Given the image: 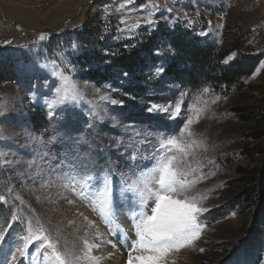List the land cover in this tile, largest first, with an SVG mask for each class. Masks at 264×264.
Listing matches in <instances>:
<instances>
[{
	"label": "rangeland",
	"instance_id": "obj_1",
	"mask_svg": "<svg viewBox=\"0 0 264 264\" xmlns=\"http://www.w3.org/2000/svg\"><path fill=\"white\" fill-rule=\"evenodd\" d=\"M172 37L213 50L226 70L236 61L250 70L230 88L183 83L169 74L178 55ZM130 56L133 73L116 61ZM62 77L75 90L50 108ZM178 101L174 119L149 110ZM197 109L199 146L190 158L197 171L189 179L200 182L190 194L202 200L205 227L191 247L169 255V264L221 263L250 226L261 228V205H225L244 191L246 175L264 171V0H0V203L10 208L0 207V217L10 212L23 231L8 248L0 241V264H13L12 255L14 264H52L49 249L37 253L39 241L29 244L37 254L16 253L41 226L72 264H85L84 240L101 244L92 255L109 247L127 264L128 235L112 234L92 210L95 187L81 198L82 184L65 187L68 177L109 174L114 197L121 196L123 182L154 163L159 138L178 134ZM123 209L127 216L126 203ZM125 221L133 225L131 217ZM7 229L0 219L4 238ZM234 264H264L263 230Z\"/></svg>",
	"mask_w": 264,
	"mask_h": 264
},
{
	"label": "snow or ice",
	"instance_id": "obj_2",
	"mask_svg": "<svg viewBox=\"0 0 264 264\" xmlns=\"http://www.w3.org/2000/svg\"><path fill=\"white\" fill-rule=\"evenodd\" d=\"M146 22L153 23L151 19H146ZM121 23L126 21L121 20ZM139 26L137 21L128 30L132 31ZM44 38L42 35L41 39ZM163 71V67L157 68L156 75L159 76ZM62 79L64 85L57 89L56 97L48 102L50 108L62 103L66 98H71L65 94L75 90L68 77ZM183 95L185 93L181 94ZM181 103L182 101H178L174 107L169 108L153 105L149 110L168 112L170 118L174 119L181 111ZM201 112L202 110L197 109L193 115L187 117L178 134L159 138V146L153 154L154 163L138 175L134 173L133 177L129 178L130 182H123L119 190L121 196L114 197L109 174L103 176L73 174L68 177V184L65 187L69 184L73 187L82 184V190L78 193L81 198L89 199V191L93 187L96 188V195L90 198L92 210L97 212L112 234L119 232L127 236L119 223L120 212L125 203L127 204L135 229V238L128 245L127 264H169L171 253L189 248L200 239L205 225L199 221V216L205 209L200 206L202 200L199 195L190 194L200 182V178L189 177L197 171L190 159L194 156L193 149L199 146L193 139L195 133L192 126L199 122ZM132 159H136L135 154ZM3 199L0 197V200ZM149 201L152 203L149 204ZM3 238V233H0V241ZM37 241L40 242L37 253L41 247L49 249L52 264H72L68 256L60 251L58 241L47 234L42 226L26 240L23 247H17L18 256L23 258L37 254H30L27 251L29 244ZM83 245L86 249L85 264H100V257L92 255L91 252L93 249H99L101 244H90L84 240ZM76 259L79 260V257ZM16 260L17 255H12L13 264Z\"/></svg>",
	"mask_w": 264,
	"mask_h": 264
},
{
	"label": "trees",
	"instance_id": "obj_3",
	"mask_svg": "<svg viewBox=\"0 0 264 264\" xmlns=\"http://www.w3.org/2000/svg\"><path fill=\"white\" fill-rule=\"evenodd\" d=\"M172 42L178 51V55L175 59H173L169 67V74H172L175 79L188 85H192L195 88H198L200 87L198 85L209 81L215 83L216 86L221 83L222 85L225 84L228 88H230L239 84L243 74H247V70H250V67L246 65L248 63H239V61H236L229 70H226L219 67L218 59H220V57L214 55L213 50H210L209 48L201 49L197 45H192V43H188L187 41L185 42V40L178 37H172ZM128 58L129 59H127V57H119L116 61L120 62V66L125 68L127 71L133 73V65L136 63L134 60L135 58L132 56ZM141 118L142 120L144 119L143 116H141ZM162 125L168 127V125ZM92 165H94V163L86 164L88 169L91 168ZM241 183L244 184L246 188H244V191L241 192V195H236L237 197L232 196L233 198L231 199L229 198L230 200L228 199L229 201L226 203L225 207L235 208L241 203L248 202L254 205H261V209L264 211V171H259L257 176L254 177H252V175H246V177L241 180ZM0 207L5 210H8L9 208L5 203H0ZM7 214L8 217L6 220L3 219L4 217H0V219L3 220V225H8L4 242L7 243V246H9V244L16 240L23 231L20 230V223L17 221H11L10 212H7ZM204 216L206 220L210 221L224 218L210 217L207 214H204ZM256 224H260L261 228L259 229L258 227L250 226L242 234L240 241H238V243H236L231 249V253L223 259V262L221 260V263L218 264L234 263L238 253H245L247 246L258 238L259 235L261 237L262 230L264 231V214H262L260 220H258ZM5 240H7V242Z\"/></svg>",
	"mask_w": 264,
	"mask_h": 264
},
{
	"label": "bare ground",
	"instance_id": "obj_4",
	"mask_svg": "<svg viewBox=\"0 0 264 264\" xmlns=\"http://www.w3.org/2000/svg\"><path fill=\"white\" fill-rule=\"evenodd\" d=\"M233 59V58H232ZM232 59H230L229 61H228V59L227 60H225L224 61V66L226 65H229L230 64V62L232 61ZM124 210V209H123ZM125 212V211H124ZM126 217H131V214L130 213H128L127 214V216L126 215H121L120 214V216H119V223H120V225L122 226V228H123V230L124 229H126V231H125V233H127V235H128V239H129V242H132V240L134 239V237H135V234H134V232H135V229H134V227H133V225H132V223H131V225L130 224H128L126 221H125V219H126ZM129 222V221H128ZM131 222V221H130ZM119 236V235H118ZM123 238V237H122ZM119 239H121V238H119ZM107 240V239H106ZM112 240H114V239H112ZM114 242V241H113ZM107 243V242H106ZM117 243H119V242H117ZM126 243V242H125ZM113 245V244H112ZM114 245H115V242H114ZM104 247H106V244H105V246ZM126 247H128V246H126ZM102 251V254L100 255V257H101V262H102V264H122V263H124V258L123 257H121L120 255H117V253L116 252H114V250H112L111 248H105V249H103V250H101ZM126 259V258H125Z\"/></svg>",
	"mask_w": 264,
	"mask_h": 264
}]
</instances>
